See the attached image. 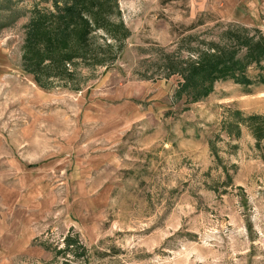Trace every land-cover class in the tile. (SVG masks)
Returning <instances> with one entry per match:
<instances>
[{
    "label": "rangeland",
    "instance_id": "1",
    "mask_svg": "<svg viewBox=\"0 0 264 264\" xmlns=\"http://www.w3.org/2000/svg\"><path fill=\"white\" fill-rule=\"evenodd\" d=\"M2 223L0 264H264V0H0Z\"/></svg>",
    "mask_w": 264,
    "mask_h": 264
},
{
    "label": "trees",
    "instance_id": "2",
    "mask_svg": "<svg viewBox=\"0 0 264 264\" xmlns=\"http://www.w3.org/2000/svg\"><path fill=\"white\" fill-rule=\"evenodd\" d=\"M76 17L78 18V20L80 22H83V24L86 23L85 19H83L79 13H76ZM85 25L87 26V23ZM53 41H55V39ZM262 52H263V50H262ZM248 55L250 56L251 61H257V58L260 56L258 54L257 55L258 57H257L256 54H254V52L252 50L249 51ZM67 60H58V61L64 62ZM220 64H222V65H220ZM235 65H237L236 68L239 70L244 69L243 64L235 62ZM203 69L204 68L202 67L201 70H203ZM233 70H234V63L233 62H232V64L231 63L225 64V60H222V62L217 63V64H211L207 69L203 70L202 72L196 73V75L198 76L199 85H200L199 86L200 93H197V94L206 95L208 92L211 91L213 82L218 80V79H229V78L233 77V79H236V81H238L240 83L241 80H238V78H237V76H235V74H234L235 72ZM242 80H245V79L242 78ZM185 83L189 85V83H187L186 81H185Z\"/></svg>",
    "mask_w": 264,
    "mask_h": 264
},
{
    "label": "crops",
    "instance_id": "3",
    "mask_svg": "<svg viewBox=\"0 0 264 264\" xmlns=\"http://www.w3.org/2000/svg\"><path fill=\"white\" fill-rule=\"evenodd\" d=\"M18 199H19V197H18ZM15 215H19V219H12V220H10L13 224H12V226L9 228L8 227V233H9V235H11L10 237L11 238H13V239H15L17 236V234L15 235V234H13L14 233V231H17V232H19L20 234H21V238H20V240H21V245H20V247L22 246V247H24L25 245H26V241H24V240H26V237H25V235L22 233V231L24 230V228H26L28 225H30V224H34L35 222H36V220H37V218H32V217H30V216H27V218H21L20 217V214L19 213H17V214H15ZM4 223H2V224H0V225H3ZM14 226H16L17 227V230H15V228L16 227H14ZM4 231H2V229H1V232H0V240L3 242L4 241ZM7 234V233H6ZM21 252H17L16 254H20Z\"/></svg>",
    "mask_w": 264,
    "mask_h": 264
}]
</instances>
